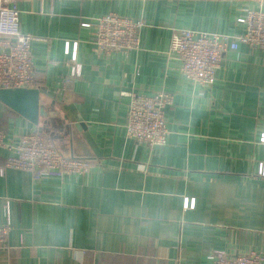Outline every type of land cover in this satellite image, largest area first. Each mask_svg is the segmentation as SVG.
<instances>
[{"label":"crops","instance_id":"obj_1","mask_svg":"<svg viewBox=\"0 0 264 264\" xmlns=\"http://www.w3.org/2000/svg\"><path fill=\"white\" fill-rule=\"evenodd\" d=\"M30 46L40 104L34 126L0 103V167L20 137L46 134L66 157L95 162L82 175H0V264H212L217 251L264 255V52L239 44L210 87L179 73L174 31L239 34L264 0H11ZM108 13L143 20L137 50L96 56L94 26ZM76 44L81 75L65 84ZM69 53L65 54L66 47ZM173 95L166 144L127 138L129 98ZM12 148V149H10Z\"/></svg>","mask_w":264,"mask_h":264},{"label":"built area","instance_id":"obj_2","mask_svg":"<svg viewBox=\"0 0 264 264\" xmlns=\"http://www.w3.org/2000/svg\"><path fill=\"white\" fill-rule=\"evenodd\" d=\"M9 2L11 0H0V89L36 88L30 52L33 38L20 31L19 12ZM239 22L243 27L239 34L187 29L174 31L168 51L179 61V73L194 85L210 87L228 50H235L239 44H243L264 52V10H248ZM81 26H94L91 52L99 56L137 50L145 22L108 13L82 23ZM68 53L67 46L65 54ZM65 64L69 68L65 80L67 84L81 75L76 44ZM123 95L129 98L124 124L127 138L149 148L164 146L169 134L164 114L166 107L173 101V95L164 91L150 95L132 92ZM261 142H264V136ZM12 152L3 160L0 175L5 169H16L29 173L37 181L43 177H61L65 174L82 175L95 166V162L90 160L64 156L52 140L39 131L21 136ZM258 174L264 176V163L259 164ZM7 203L3 206L5 221L0 225V251L6 248L5 241L11 228ZM212 264H264V255L251 251L231 257L217 251Z\"/></svg>","mask_w":264,"mask_h":264},{"label":"water","instance_id":"obj_3","mask_svg":"<svg viewBox=\"0 0 264 264\" xmlns=\"http://www.w3.org/2000/svg\"><path fill=\"white\" fill-rule=\"evenodd\" d=\"M40 94L38 88L0 89V103L37 126L40 119L48 116L40 104Z\"/></svg>","mask_w":264,"mask_h":264}]
</instances>
